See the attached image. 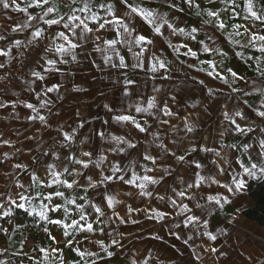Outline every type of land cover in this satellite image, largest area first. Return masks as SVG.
I'll list each match as a JSON object with an SVG mask.
<instances>
[{
    "label": "snow or ice",
    "instance_id": "snow-or-ice-1",
    "mask_svg": "<svg viewBox=\"0 0 264 264\" xmlns=\"http://www.w3.org/2000/svg\"><path fill=\"white\" fill-rule=\"evenodd\" d=\"M77 3L78 0H70L67 16L60 15L57 18L59 8L51 0H29L25 7H21L17 0H0L3 9L12 8L24 13H28L33 7L42 10L41 16L29 14L27 21L14 27L12 31L31 28L32 24L29 22L34 20L42 22L47 28L37 27L31 32L32 39H42L44 33L48 32L49 42L44 51L54 53L56 57L46 60L48 67L43 70L45 74L32 71L30 75L36 79L25 81L28 91L34 95L37 103L5 101L0 103V109H16L18 105H23L31 110L26 117L28 121H38L43 129L59 133V138L52 137L55 144H49L40 135L28 136L25 139L34 141V147L26 149L16 148L11 139L0 133V148L8 146L13 149L10 152L0 151V167L3 168L0 179L9 182L4 190L0 191V215L6 222H11L16 218L15 210L21 209L25 215H31L34 219L38 217L43 222L40 226L45 235L56 244L63 243L70 253L79 258H74L72 264H80L81 260L83 264H98V261L103 264L105 257L108 260L118 259L126 250L123 243L126 233L114 226L140 225L142 221L136 217L141 214L146 220L163 222V225L167 226L166 234L150 233V241L165 242L166 237L170 235L175 241L190 246V242L194 240L192 233L207 237L210 241H217L218 236L209 231L211 218L217 213H226V206H234L236 201L232 198L239 197L248 187L250 180L264 182V127L257 124L259 121L260 125H264V99L259 106L254 107L247 99L234 97L233 94L236 93H240L242 97H248L251 93L244 90L247 81L239 70L240 66L228 63L230 55L239 57L244 63L255 60L256 71L264 78L261 57L245 56L244 52L235 50L256 49L264 55V34H261L260 28V25H264V5H260L258 11L254 0H245L244 20L252 23L228 25L222 14L231 7V15H239L235 12V0H219L220 4L226 6L223 8H217V0H203L207 7L202 6L198 0H164L162 7L174 12L195 10L194 15L198 19L191 25L181 26V17L173 18L168 12L156 8L153 0H147V4L145 0H103L98 5L105 13L103 16L93 11L91 0H83L82 6L75 7ZM77 12L80 15H77ZM202 17L207 18L200 19ZM137 19L151 27L150 35L137 27ZM172 19H175L176 23L171 22ZM198 24L200 26H197ZM202 26H210L212 33L202 32ZM229 28L232 30L229 31ZM105 32H113L114 35L107 38ZM241 36L244 37L243 42L238 39ZM156 37L162 38L159 45ZM180 37L184 38L182 42ZM0 39L4 37L0 36ZM21 44V40H15L17 47ZM89 44L94 46L92 51L104 53V65L120 70L122 79H118L116 83L122 84L124 97H132L131 89L137 84V81L128 77L129 69L150 74L154 81H170L174 78L170 67L173 61H166L160 55L165 46L177 57L190 58L192 63L187 64L189 68L201 65L196 69L198 73L231 89L226 94L227 100H239L231 110L227 108V104L221 109L222 120L226 122L227 127L221 124L217 138L211 143L206 136L195 139L193 137L199 125L190 120L191 113L181 115L172 107V103L179 104L177 95L172 94L164 101H158L156 96H151L145 101L138 93V98L132 100L127 109L121 108L117 111L109 103H104L103 108L111 114V120L116 124H124L142 136L111 133L106 140L107 133L103 126L109 124L107 119L103 120L101 128L92 129L91 140L89 135L81 131L86 125L93 123L91 120L80 119L75 123V127L68 125L70 131L65 130L62 122L53 124L48 116L41 114V110L59 117V112L53 113L52 109L56 107L57 101L63 99V84L51 82L48 76L56 73L61 77L72 75L73 73L66 72L62 66L69 65V61L77 65L82 63V57L89 54L84 51ZM118 45L127 48L135 63L130 65L127 62ZM150 48L153 51L149 56L147 53ZM10 55L11 49L0 50V57ZM92 63L95 64V61ZM180 63L186 61L182 60ZM96 67L100 68L99 65ZM4 72L6 64L0 61V81L6 79ZM193 80L205 90L209 102L224 95L222 88L215 84H206L205 79L193 77ZM238 81L242 82V85L234 87ZM37 82H40L39 89L35 87ZM73 91L85 89L76 85ZM153 91L159 92L160 89L154 86ZM252 91L258 92L260 97L264 98V87H257L254 82ZM195 106L186 105V108ZM157 111L159 115L156 114ZM133 112L135 114H132ZM204 112H209L208 107H205ZM76 116L80 117L79 111ZM13 118L20 119V114L14 112ZM174 120L179 123H173ZM257 132L260 135L254 143L224 142L225 137L230 134L251 137L256 136ZM96 138L101 142L98 147L93 146V140ZM185 140L188 141L187 145L184 144ZM73 146L76 147L75 152ZM153 148L155 152L151 150ZM25 152L31 163L14 162ZM197 153L208 157L207 162L197 158ZM36 154L42 155V163H38ZM182 166L189 171L188 178L182 174ZM20 173L26 176V180L21 178ZM221 177H227V182H222ZM125 185L131 189L124 193L125 196L155 200L157 204L144 208L133 207L118 199V194H109L107 191L109 187L115 191L116 186ZM213 185L224 191L205 194V188ZM101 189L104 191L101 192ZM90 192L92 195H89ZM96 197L100 199L97 200ZM36 201L39 203L36 204ZM119 205H123L125 209L123 215L117 207ZM106 209L111 210L107 220L104 219ZM225 222L232 223V220L226 217ZM21 227L25 226L22 223L15 229L0 226V232L8 235L10 231ZM52 227L61 230L59 238L52 233ZM185 229L188 231L185 232ZM85 233L103 234L110 238V243L103 239L90 240L85 236V242L98 247L99 251L83 248L79 236ZM127 234L132 235L131 232ZM219 234L226 235L227 230L220 228ZM135 238L143 239L141 236ZM172 247H176L175 243ZM46 251L45 248L39 247L40 253ZM52 251L61 254L60 264H66L61 249L53 248ZM200 251L216 253L218 249L201 248ZM6 252L5 248L0 255H5ZM127 252V264H152L154 260L157 264H163L148 248L143 252L137 251L135 255L131 254V249H127ZM190 257L195 259H190L188 264L201 261L196 248L192 249ZM48 259L46 255L45 260ZM0 264L8 262L0 260Z\"/></svg>",
    "mask_w": 264,
    "mask_h": 264
},
{
    "label": "crops",
    "instance_id": "crops-1",
    "mask_svg": "<svg viewBox=\"0 0 264 264\" xmlns=\"http://www.w3.org/2000/svg\"><path fill=\"white\" fill-rule=\"evenodd\" d=\"M21 7H25L29 0H17ZM51 2L59 8L56 13L57 18L60 15L67 16L69 13L68 4L70 0H51ZM103 0H91V7L93 11L99 13L100 15H105V13L98 7ZM202 3V6L207 7L203 4V0H198ZM257 4V10H260V5H264V0H254ZM83 0H78L75 7L82 6ZM147 4V0H145ZM153 4L156 8L161 9L163 12H168L171 17H181V26L191 25L198 18L195 17V10H187L184 13L174 12L167 8L162 7L164 0H153ZM237 7L235 12L238 13L240 18L232 16V8L228 7V10L222 14L224 21L231 25L232 23L240 24H251V21H245L244 16L246 15L244 11L245 0H235ZM217 8L226 7L219 3L217 0ZM41 16L42 10L40 8H30L28 13L14 11L12 8L3 9L0 6V36L4 39H0V50L11 49V55L9 57H0V61L5 62L6 72L4 76L6 79L0 81V103L9 101L16 102L17 100L27 101L32 103H37L35 97L32 93L28 91V85L25 83L26 80H35L30 74L32 71H41L44 73V69L48 67L46 60L49 58H56L54 53L44 51L45 47L49 42V33L45 32L44 37L32 39L31 32L37 27L47 28L42 22L31 21V28H26L23 31L13 32L12 29L18 25L24 24L27 21L28 15ZM80 15V13H76ZM85 15H88L85 13ZM207 17H202L200 19H206ZM171 22L176 23L175 19ZM91 23V21H89ZM137 27L145 34H151V27L139 19L136 21ZM259 23V22H257ZM197 26H200L199 24ZM261 34H264V25H260ZM202 32L212 33V28L210 26H202ZM232 29L229 28V31ZM243 31V29H241ZM105 37L111 38L113 32H105ZM217 35H219L217 33ZM21 40L22 44L17 47L15 45V40ZM127 39V37H126ZM160 37H156L157 45L161 43ZM242 42L244 37H238ZM175 41L176 38H173ZM179 40L182 42L183 37ZM31 41V43H29ZM94 46L89 44L85 52L89 53L82 57L83 62L80 64H72L69 61V65L62 66L66 72L70 71L72 75L60 76L58 73L51 74L48 79L53 83H62L63 87L61 89V94L63 99L56 102V107L52 109V112H59V117H55L49 112L41 110V114L49 117L50 122L53 124L62 122L65 125V130L70 131L68 125L75 127V123L80 119H88L93 121V123L86 125L85 129L81 130L84 134L89 135L91 140L92 129H99L103 125V120L107 119L109 121L108 125L103 126L108 136L112 134H129L130 136H142L137 131L132 130L125 126L124 124H116L111 120V114L107 113L103 108L104 103H109L117 111L121 108L127 109V105L132 101L137 99V93L139 97H142L145 101L151 97L156 96L158 101H164L169 99V96L175 94L178 96L179 104L172 103L174 110L181 113V115H187L191 113L190 120L195 121L199 127L194 134L195 139L206 136L208 137V142L211 143L217 138V133L220 130L221 124L227 127L226 122L222 120L221 109L224 104H227V108L231 110L239 102L238 99L234 98L232 100L226 99V94L231 91V89L225 85L219 84V82L209 80L204 74L197 72V67L201 65L197 64L196 67L189 68L188 63H192L190 58H185L183 56L177 57L171 49L165 48L160 52V55L165 58V60H172L173 63L170 65L172 72L171 75L174 77L172 80H156L151 78L150 74H146L143 71L133 72L130 69L127 70L128 77L137 81V84L132 87L131 91L133 93L132 97H124L122 95V84H117L118 79H122L120 76L119 69H111L103 64L104 53H98L92 51ZM103 47V45H101ZM121 53L126 57L127 62L131 65L135 63V59L132 57L131 53L128 52L127 48L121 47ZM245 53V56H259L261 57V64L264 66V55L259 53L256 49H240ZM153 49H149L147 55H151ZM183 51V50H182ZM111 54V53H109ZM203 58V54H201ZM186 61V63L181 64L180 61ZM95 61V64L92 63ZM228 63L231 65H239L241 74L245 77L247 85L244 90L251 93L248 97H242L240 93L233 94L234 97H239L240 100L247 99L248 103L254 107L259 106L262 102L259 93L252 91L253 83L257 87H264V78H261L259 72L256 71V61H250L244 63L239 59V57L229 56ZM96 65L100 68L97 69ZM193 77L198 79H205L206 84H215L224 91V95L219 96L218 99L209 102L206 98L205 90L193 80ZM80 86L85 89V91H73L74 86ZM242 82H237L234 87H240ZM159 88V92H154L153 87ZM35 87L39 89L40 82H37ZM55 96V94H50ZM171 103V101L169 100ZM195 104L196 106L187 107ZM38 107V104H37ZM208 107L209 112L205 113L204 109ZM80 112V117L76 116V112ZM18 112L20 114V119L13 118V113ZM31 110L26 109L23 105H18L16 109L11 107L7 109H0V133L13 141L16 148H27L34 147V141L25 139L28 136L40 135L49 144H55L52 137L59 138V133L53 130H45L42 128L41 124L37 121L35 123L28 121L26 119L27 115L30 114ZM132 114H135L134 112ZM159 115V112L156 113ZM199 117V119H197ZM138 118H140L138 116ZM167 119V118H165ZM173 123H179V121H172ZM259 126V121H257ZM79 131V129H78ZM257 132L256 136L244 137L239 135H228L225 137V143L232 142H243L247 141L254 143L259 136ZM79 139V137L77 138ZM149 140L151 137L148 138ZM163 139V137H162ZM187 140L184 144L187 145ZM203 142V141H201ZM78 143V140H77ZM100 141L98 138L93 140V146H100ZM92 146V145H88ZM107 147V145H104ZM54 150V149H53ZM153 152L156 150L151 149ZM2 152H10L13 149L8 146L0 148ZM73 151H76V147L73 146ZM226 151V150H225ZM63 155V151H61ZM237 155H239L237 153ZM196 157L201 159L202 162L206 163L208 157L203 153H197ZM255 157V153H253ZM36 159L38 163L43 162V157L40 154H36ZM119 159V157H117ZM14 162L17 163H31L28 154L25 152L23 155H19L18 159ZM127 162V161H125ZM171 163V161H168ZM235 167V165H233ZM3 172V168L0 167V173ZM182 174L186 178L189 177V171L182 166ZM22 179L26 180V176L23 173L19 174ZM222 182H227V177L220 178ZM253 181V180H250ZM249 181V182H250ZM257 182V181H255ZM9 184L8 181L0 179V191H3L5 185ZM131 190L130 186H116L115 191L112 187L107 189L109 194H118L117 198L122 200L124 204H131L133 207H150L155 206L157 202L155 200H148L144 198H139L138 196L128 197L124 193ZM104 189H101L103 192ZM205 194H215L216 191H224L223 189H218L217 186L213 185L211 187L205 188ZM89 195H92L90 192ZM97 200L100 197H96ZM236 201L234 206H226V213H217L215 217L211 218V224L209 231H212L214 235L218 236L217 241H210L207 237H200L196 233L194 235V240L190 242V246H185L181 241H175L170 235L166 237L165 242H153L149 240V234L152 232H160V234H166L167 226L163 225V222L157 223L155 221H149L144 218L141 214L136 218H139L142 223L140 225H118L121 231H125L126 235L123 239L125 244V251L118 259L108 260L105 257L103 264H127L125 259L129 255L127 249H131V254L135 255L137 251L143 252L145 248L150 249L157 257L158 260L163 262V264H188L190 259H195L190 257V253L193 248H196L201 256V261L203 264H264V224L260 225L255 221L249 220L243 215V211L249 208L253 204V200L248 195L246 190L239 195V197H233ZM36 204L39 202L36 201ZM121 215L124 214L123 205L117 206ZM160 207H164L160 205ZM235 209V210H234ZM91 213V209L88 210ZM17 212L24 213V210H15V220L11 222H6L5 219L0 215V226L8 229H15L17 225L21 223L25 227H21L18 230L10 231L8 235L0 232V252L7 249L5 255H0V260H6L8 264H60L61 254L52 251L53 248H59L62 250V255L66 259V264H72L73 259H79L75 257L74 253H70L69 249L64 246L63 243L56 244L47 235H45L43 229L41 228L42 221L38 217L35 219L31 215H26L29 221ZM111 213L110 209H106L105 220L108 219V214ZM25 214V213H24ZM135 216V214H134ZM226 217L232 220V223H227ZM78 218V217H77ZM224 228L227 230L226 235H220L219 229ZM110 230V229H109ZM51 231L58 238L60 236L61 230L55 227L51 228ZM185 232L188 229L184 230ZM131 232L132 235L127 233ZM85 236L91 239H103L106 243H110V238L105 237L103 234L97 233L83 234L79 236L82 242L83 248L99 251L98 247H93L89 243L85 242ZM141 236L143 239H136L135 237ZM26 238V241H25ZM23 242V243H22ZM175 243L176 247L173 248L172 244ZM39 247L45 248L46 253H40ZM215 247L218 249L216 253H211L210 251H200L201 248L209 249ZM34 248L36 249L34 251ZM49 259L45 260V256ZM103 255V254H102ZM251 257V259H249ZM89 259V258H85ZM94 259V258H91ZM201 261H196V264H201ZM83 264V261H80ZM98 264L100 262L98 261ZM152 264H157L154 260Z\"/></svg>",
    "mask_w": 264,
    "mask_h": 264
},
{
    "label": "trees",
    "instance_id": "trees-1",
    "mask_svg": "<svg viewBox=\"0 0 264 264\" xmlns=\"http://www.w3.org/2000/svg\"><path fill=\"white\" fill-rule=\"evenodd\" d=\"M247 192L253 200V204L243 211V215L247 219L262 225L264 224V182L250 181ZM17 214L29 221V218L24 213L17 212Z\"/></svg>",
    "mask_w": 264,
    "mask_h": 264
},
{
    "label": "rangeland",
    "instance_id": "rangeland-1",
    "mask_svg": "<svg viewBox=\"0 0 264 264\" xmlns=\"http://www.w3.org/2000/svg\"><path fill=\"white\" fill-rule=\"evenodd\" d=\"M237 18H240V16H236Z\"/></svg>",
    "mask_w": 264,
    "mask_h": 264
}]
</instances>
